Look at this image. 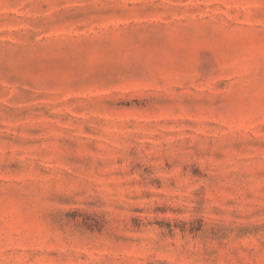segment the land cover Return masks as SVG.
<instances>
[{"label": "rangeland", "instance_id": "obj_1", "mask_svg": "<svg viewBox=\"0 0 264 264\" xmlns=\"http://www.w3.org/2000/svg\"><path fill=\"white\" fill-rule=\"evenodd\" d=\"M0 264H264V0H0Z\"/></svg>", "mask_w": 264, "mask_h": 264}]
</instances>
